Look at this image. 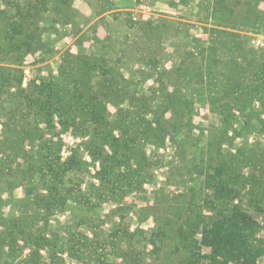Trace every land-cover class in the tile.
Masks as SVG:
<instances>
[{"label": "rangeland", "instance_id": "obj_1", "mask_svg": "<svg viewBox=\"0 0 264 264\" xmlns=\"http://www.w3.org/2000/svg\"><path fill=\"white\" fill-rule=\"evenodd\" d=\"M12 1L25 8L24 0ZM58 1L42 0L43 4H38L37 0H31L46 14L36 21L34 27H30L33 30L24 31L40 41L25 52L21 63L10 64L12 57H8L7 62L0 59V66L19 70L23 88L31 83L60 82L62 74L74 72L79 83L84 86L91 84L95 91L103 94L111 118L124 114L126 125L132 112L128 105L131 96L138 100L154 91L160 92L161 86H172L173 89L169 88L173 91L171 103L164 116L170 123L182 121L190 131V140L184 144L182 132L179 133L178 129L162 134L155 144L145 147L148 167L137 179H141L139 187L126 191L120 200L104 204L100 221L72 228L77 222L72 211L55 212L38 223L35 220L32 229L35 236L44 235L46 243L43 249L33 248L27 237L24 239L26 235L17 236V239L7 243L5 249H1L0 264H32L33 259L43 264H84L80 255L90 260L91 256L104 254L105 244L111 235L115 236L116 252L132 249L141 264H178L180 256L170 258L159 252L160 216L151 213L157 191L165 192V200L171 202L168 204L175 210L182 207V203L175 198L200 184L202 191L198 205L206 210L202 226L208 227L214 219H219L220 216L215 215L221 213L220 205L224 203L239 207L248 216L252 215L251 172L256 173L258 183L264 189V167L260 170L258 166L264 158V131L258 121H264V115L257 118L255 105L249 104V111L236 113L231 120L228 119L227 131L222 138V153L235 156L241 152L248 156L245 164L240 165L238 183L227 186V190L234 193L232 200L219 201L209 178L199 176L197 172L200 170L192 167L199 161L197 153L210 142L213 130L223 123L217 113L220 106L241 109L245 101H242L244 98L237 101L234 100L237 97H231L235 84L241 81L238 75V78L229 75L233 84L227 85L225 90L232 91L224 95L217 77L209 82L200 78L191 85L187 83L192 65H186L182 59L191 48H207L211 30L234 33L241 39L239 49L242 47V52H255L264 57V48L261 47L264 46V0H63L67 1L66 5L61 4L67 20L53 23L45 16L53 15V4ZM8 4H11L10 0H0V18L6 13V18L10 16L9 21L18 22L17 9L10 8ZM114 4H117L115 9L108 10ZM228 7L230 12L237 14L233 19H228L230 14L225 12ZM21 8L20 15L25 13ZM240 14H246L244 20ZM41 29L44 33L40 36L38 31ZM244 56L249 60V54ZM178 67L185 70L181 72L182 76L176 74ZM252 72L257 74V70ZM248 83L247 79L243 80V84ZM76 89L79 94L80 86L76 88L71 84L69 91L76 94ZM164 99V96L160 97V101ZM76 117L73 127L68 126L63 117L55 115L50 127L43 126L39 134L25 142L23 150L33 153L26 158L34 157L33 161L37 164L45 161L49 150L51 157L57 158L62 165L73 153L75 159L85 165L78 188L86 191L93 184L99 191L109 192L103 180L95 175L96 167L88 153L80 150L92 138L93 125L80 113ZM122 129L118 127L112 138L119 137ZM6 131L7 120L0 115V145L4 142ZM145 138L140 137L141 143L145 144ZM107 143V140L102 141L101 149L109 155ZM21 156V151L15 155L12 169L24 168ZM131 165L132 170H137L140 159L134 158ZM21 176L16 185L0 184V210L6 220L20 221L25 218L24 215L36 212L37 208L30 199L35 193L46 192V188L38 185L36 175ZM258 206L260 211L255 214L257 226L252 230L251 237L254 245L260 246L264 244V199ZM108 250L110 252V248ZM201 253L208 254L205 249H201ZM111 261L114 262L115 258ZM115 264L120 263L115 261ZM198 264L210 262L204 258ZM258 264H264V255L259 258Z\"/></svg>", "mask_w": 264, "mask_h": 264}, {"label": "trees", "instance_id": "obj_2", "mask_svg": "<svg viewBox=\"0 0 264 264\" xmlns=\"http://www.w3.org/2000/svg\"><path fill=\"white\" fill-rule=\"evenodd\" d=\"M10 1L11 4L8 6L17 9L19 17L18 22L9 21L10 16L6 18V13L0 18V59L7 62L8 57H12L9 63L17 64L23 61L25 52L40 41L39 38H34L27 32L33 30L30 27H34L36 21L43 19L46 11L39 8L38 4H43L42 0H37L38 4L32 3L31 0H24L25 8H21L19 3ZM61 4L66 5L67 1L60 0L53 4L52 18L45 16L48 21L63 23L67 20H65L66 16ZM116 5L114 4L113 8L108 10L115 9ZM20 8L25 11L22 15L19 12ZM92 9L94 10V7ZM225 12L230 14L228 19L237 16L236 13L230 12L229 7ZM245 17L246 14H240L241 19L244 20ZM38 32L41 36L44 30L41 29ZM210 33L211 39L207 48L195 47L185 52L182 60L186 65H192V74L187 77V83L191 85L200 78L209 82L217 77L216 80L223 88L222 93L228 95L232 90L226 91L225 88L233 84L229 75L236 78L239 76L241 81L235 84L234 94H231V97H237L234 99L237 101L244 98L242 101L245 103L241 109L220 106L221 109L217 113L223 123L213 130L214 134L210 142L205 145V149L197 153L196 157L199 161L192 167L194 170H200L197 172L199 176L209 178L208 181L216 188L219 201L224 199L229 201L233 199L234 193L229 192L227 186L238 183L240 165L245 164L244 161L248 159V156L241 152L235 156L222 153V138L226 134L228 121L236 113L249 111V104L256 106L257 118L261 114L264 115V57L255 52H242L243 48L239 49L241 39L234 33L221 30H211ZM244 54H249V60ZM253 70H257V74L252 72ZM183 71L185 70L178 67L176 74L179 73L182 76ZM254 75L257 77H253ZM75 76L74 72L64 73L60 82L31 83L23 88L19 70L0 66V115L7 120L4 142L0 145V184L16 185L20 182L21 175L27 177L29 174V176L36 175L38 185L46 188L45 193H35L30 199L37 211L24 215L25 218L20 221L6 220L2 217L0 210V251L7 247L8 242L17 239V236L24 235H26L24 239L27 237L28 243L33 248L43 249L46 243L44 235L35 236L32 225L35 224V220L37 223L41 222L55 212L72 211L77 217V222L72 228L100 221L104 204L110 200H120L126 191L139 187L141 179L139 181L137 179L144 171L143 169L148 167L146 164L148 160L144 154L147 145L155 144L162 134L176 132L177 129L179 133L182 132L181 139L184 144L190 140V131L182 121L170 123L164 116L171 103L173 91L169 88L172 86H161L158 92L160 94L154 91L150 96H141L138 100L131 96L128 105L132 112L128 114L130 122L126 125L127 120L124 114L111 118L107 112L103 94L95 91L96 88L91 84L84 86L81 82L79 83V78ZM246 79L250 83L243 84V80ZM71 84L76 88L80 86L79 94L77 89L76 94L70 93ZM161 96L165 98L162 101H160ZM231 97H227L228 100H231ZM78 113L93 125L92 138L85 142L80 150L88 153L94 163L93 166L96 167L95 175L103 180L109 192H101L93 184H90L86 191L78 188V180L85 170V165L76 160L73 153L62 165L58 163L57 158L51 157L49 150L45 161H39L37 164L33 161L34 157L26 158L33 153L31 150H23L25 142L39 134L43 126L50 127L55 115L63 117L68 122V126L74 127ZM258 122L264 131V121ZM120 126L123 127L121 135L112 138L113 132ZM141 136L146 137L145 144L139 140ZM104 140L108 141L109 155L101 149V142ZM20 151L25 163L24 168L12 169L13 159ZM136 157L140 159V167L132 170L131 163ZM258 166L262 170L264 158L258 162ZM250 183V193L254 196L252 215L248 216L242 213L239 207L224 203L220 205L221 213L215 215L220 216L219 219L218 217L214 219L208 227L202 226L206 210L200 209L198 205L199 194L202 191L200 184H196L186 194L175 198L182 203V207L175 210L168 204L171 202L165 200L167 199L165 192L157 191L153 197L155 205L151 208V213L158 214L159 224L164 225V228L160 225L158 230L159 252L167 254L170 258L180 256L177 260L178 264H198L204 258L208 259L210 264H258L259 258L264 255V247L261 248L264 244L254 245L251 236L252 230L257 226L255 214L260 211L258 204L264 199V189L258 183L255 172L250 173ZM257 193H260L258 195L260 197ZM157 206L159 209H155ZM114 237L111 235L110 240L106 242L104 254L91 256L90 260H85V256L80 255V260L84 264H115V261H119L120 264L142 263L132 249H121L116 252ZM168 247L170 250L165 251ZM201 249H205L208 254L203 255ZM111 258H115V261H111ZM32 264H43V262L33 259Z\"/></svg>", "mask_w": 264, "mask_h": 264}, {"label": "built area", "instance_id": "obj_3", "mask_svg": "<svg viewBox=\"0 0 264 264\" xmlns=\"http://www.w3.org/2000/svg\"><path fill=\"white\" fill-rule=\"evenodd\" d=\"M261 47H263V48H264V46H263V45H261Z\"/></svg>", "mask_w": 264, "mask_h": 264}]
</instances>
